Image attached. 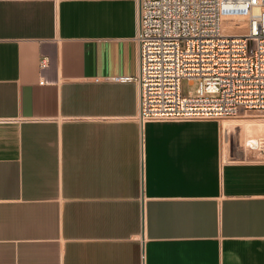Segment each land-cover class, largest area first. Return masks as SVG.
Wrapping results in <instances>:
<instances>
[{
	"label": "crops",
	"instance_id": "1",
	"mask_svg": "<svg viewBox=\"0 0 264 264\" xmlns=\"http://www.w3.org/2000/svg\"><path fill=\"white\" fill-rule=\"evenodd\" d=\"M137 3L0 0V264H264L257 147L139 119Z\"/></svg>",
	"mask_w": 264,
	"mask_h": 264
},
{
	"label": "built area",
	"instance_id": "2",
	"mask_svg": "<svg viewBox=\"0 0 264 264\" xmlns=\"http://www.w3.org/2000/svg\"><path fill=\"white\" fill-rule=\"evenodd\" d=\"M137 2L142 123L264 115V0Z\"/></svg>",
	"mask_w": 264,
	"mask_h": 264
},
{
	"label": "rangeland",
	"instance_id": "3",
	"mask_svg": "<svg viewBox=\"0 0 264 264\" xmlns=\"http://www.w3.org/2000/svg\"><path fill=\"white\" fill-rule=\"evenodd\" d=\"M195 86H196L195 83L193 85H188L186 81L184 82V87L186 89H187V87L190 89H194ZM258 114H259V112H256V111L242 112L237 117L224 118L221 120V122L223 124L225 121L233 122L236 120L235 122L238 123V122H240V120L242 118L254 119V118L260 117V118L264 119V115H258ZM261 121L264 122V120H261ZM243 127L244 126H238L236 129L233 130V132L232 131L229 132V134L226 132H222V147H223V159H224V161L235 159L237 157L243 156L245 153L250 152L253 148L256 147L258 139L260 140V138H262L264 136V132H263L264 130H263L261 132H258L257 135H253L254 137L256 136L255 137L256 139L255 140L253 139L251 141V139L253 137L252 134H250L251 137H249L248 132H246V130L243 129ZM244 130H245V132H244ZM225 147L228 148V150Z\"/></svg>",
	"mask_w": 264,
	"mask_h": 264
},
{
	"label": "bare ground",
	"instance_id": "4",
	"mask_svg": "<svg viewBox=\"0 0 264 264\" xmlns=\"http://www.w3.org/2000/svg\"><path fill=\"white\" fill-rule=\"evenodd\" d=\"M260 118V117H259ZM254 118V119H245V118H242L240 120V122H231V121H225L223 124H222V129H223V132H226L229 134V132H233L234 129H236L238 126H244L243 129L246 130V132H248V136H250V134L253 135H257L258 132H261L264 130V122L261 121V120H264L262 118ZM242 128V127H241ZM244 130V132H245ZM243 132V131H242ZM264 132V131H263ZM228 136V135H227ZM247 136V135H246ZM259 136V135H258ZM256 137V136H255ZM254 136L252 137L251 141L254 139H256ZM225 138V137H224ZM258 142H259V139L257 141V145H258ZM225 143V142H224ZM256 145V147H257ZM226 146V145H225ZM228 147V146H227ZM226 148V147H225ZM224 148V149H225ZM228 150V148H226ZM226 150V151H227Z\"/></svg>",
	"mask_w": 264,
	"mask_h": 264
}]
</instances>
